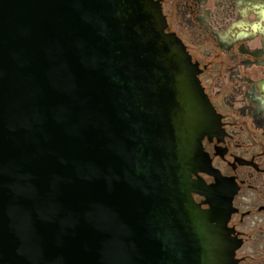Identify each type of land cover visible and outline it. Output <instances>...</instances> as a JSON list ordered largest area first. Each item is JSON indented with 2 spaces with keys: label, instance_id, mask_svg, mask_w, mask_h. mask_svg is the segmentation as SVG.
Segmentation results:
<instances>
[{
  "label": "water",
  "instance_id": "obj_1",
  "mask_svg": "<svg viewBox=\"0 0 264 264\" xmlns=\"http://www.w3.org/2000/svg\"><path fill=\"white\" fill-rule=\"evenodd\" d=\"M164 27L154 0H0V264H233L191 198L211 109Z\"/></svg>",
  "mask_w": 264,
  "mask_h": 264
},
{
  "label": "flooded vegetation",
  "instance_id": "obj_2",
  "mask_svg": "<svg viewBox=\"0 0 264 264\" xmlns=\"http://www.w3.org/2000/svg\"><path fill=\"white\" fill-rule=\"evenodd\" d=\"M154 1L211 109L191 198L220 211L233 264H264V0Z\"/></svg>",
  "mask_w": 264,
  "mask_h": 264
}]
</instances>
